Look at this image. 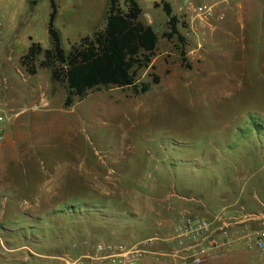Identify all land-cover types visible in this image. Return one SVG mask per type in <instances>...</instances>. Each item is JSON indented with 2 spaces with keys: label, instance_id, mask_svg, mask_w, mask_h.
I'll list each match as a JSON object with an SVG mask.
<instances>
[{
  "label": "rangeland",
  "instance_id": "obj_1",
  "mask_svg": "<svg viewBox=\"0 0 264 264\" xmlns=\"http://www.w3.org/2000/svg\"><path fill=\"white\" fill-rule=\"evenodd\" d=\"M53 1L77 5L69 41L103 28L108 0ZM134 1L138 20L157 38L146 66L132 69L135 85L149 90L97 87L72 96L69 106L64 82L39 65L41 54L33 75L19 63L27 36L50 47L48 0L1 3L0 99L15 114L5 132L15 131L18 152L0 159L11 176L0 183V264H23V257L33 264L37 256L56 264L61 255L92 254L96 242L160 236L168 230L165 208L183 211L172 197L163 202L169 193L188 199L195 213L206 209L204 217L222 208L262 209L264 0ZM160 2L187 9L175 15L180 39L164 36ZM202 5L214 7L201 22L191 7ZM52 27L67 53V28L56 20ZM243 264H264V255L250 251Z\"/></svg>",
  "mask_w": 264,
  "mask_h": 264
},
{
  "label": "trees",
  "instance_id": "obj_2",
  "mask_svg": "<svg viewBox=\"0 0 264 264\" xmlns=\"http://www.w3.org/2000/svg\"><path fill=\"white\" fill-rule=\"evenodd\" d=\"M49 4L46 30L50 47L42 49L36 43H29L19 63L26 73L33 75L32 60L41 54L39 65L49 69L53 81L65 84L64 106L71 104L72 96L82 97L86 91L97 87H130L134 95L149 90L147 83L135 85L132 69L146 66L157 38L148 25L138 20L140 9L133 0H123L122 9L118 0H108L103 28L94 31L90 37L81 38L67 53L60 48L58 35L52 27L55 10L51 0ZM160 5L168 29L164 36L176 35L180 39L169 4L160 2ZM157 6V3L153 4V7Z\"/></svg>",
  "mask_w": 264,
  "mask_h": 264
},
{
  "label": "built area",
  "instance_id": "obj_3",
  "mask_svg": "<svg viewBox=\"0 0 264 264\" xmlns=\"http://www.w3.org/2000/svg\"><path fill=\"white\" fill-rule=\"evenodd\" d=\"M228 0H220L227 2ZM213 5L192 8L193 16L205 21L211 16ZM1 94V93H0ZM44 105V103H42ZM15 115V114H14ZM0 99V143L6 125L14 117ZM170 207L171 224L160 236L137 242H96L92 254L56 257L57 264H138L146 259L163 258L166 264H207L223 254L234 241L248 252H264V210L256 213L220 211L202 216L186 210L174 213ZM162 248L158 249L157 245Z\"/></svg>",
  "mask_w": 264,
  "mask_h": 264
},
{
  "label": "crops",
  "instance_id": "obj_4",
  "mask_svg": "<svg viewBox=\"0 0 264 264\" xmlns=\"http://www.w3.org/2000/svg\"><path fill=\"white\" fill-rule=\"evenodd\" d=\"M5 1V3H3ZM22 0H20V2H21ZM52 2H53V4H54V1L53 0H51ZM134 1V0H133ZM14 2H15V0L13 1V0H0V6H1V3H3L5 6H7L9 3H11L10 4V6L12 5V4H14ZM48 2H49V0H48ZM122 2H123V0H118V3L119 4H122ZM135 2V1H134ZM150 2V1H149ZM154 2H157L156 0H151V6H153V4H154ZM136 3V2H135ZM137 4V3H136ZM211 4V3H210ZM214 4V3H213ZM138 6V5H137ZM49 8H50V4H49ZM107 8H108V6H107ZM9 10V9H8ZM14 10H15V7L13 8V13L12 14H10V18H9V21L10 22H12L14 19H15V17L14 16H16V14L14 13ZM54 10H55V13H54V18H53V21L54 20H56V21H60L61 22V25L62 26H65V28H67L66 30H64V37H65V39H66V43H67V46L68 45H72V44H74L75 42H77L78 40H80L81 38H83V37H86V36H88V35H86V36H83V37H80V38H78V39H76V40H74V39H71L70 41H69V38L67 37V36H69L71 33H72V26H73V23L75 22V21H77V19H78V10H77V5H75L72 1L71 2H63V3H61V5L59 6V5H57V4H54ZM107 10V9H106ZM170 10H171V14L172 15H176V11H183L184 13H187V9H184V7H181V6H176L175 7V10H174V8L172 7H170ZM190 10V9H189ZM105 13H106V11L104 12V14L101 16V23L103 22V25H104V16H105ZM139 17V16H138ZM87 19H88V14H87ZM53 21H52V23H53ZM86 21H88V20H86ZM100 23V22H99ZM146 25H147V23H146ZM97 27V26H96ZM55 30V29H54ZM55 32L57 33V31L55 30ZM57 35H58V33H57ZM58 39H59V35H58ZM26 42H27V46H26V49H27V47H28V45H29V43H36V44H38L36 41H34L30 36H27L26 37ZM15 44H17L16 42H15ZM59 44H60V40H59ZM39 45V44H38ZM26 49H25V51H24V53L26 52ZM24 53H22V55L24 54ZM5 131H6V128H5ZM14 136H15V131L13 132H11V134L10 135H6V132H5V134H4V139H3V141L0 143V159H5V160H7L8 159V157H9V159H13V157H14V155L15 154H17V150H15V147H13V142H14ZM9 167L6 163H0V183L2 182V181H5L6 179L7 180H9V178H11V176L9 177V176H7V173L5 174L4 172L5 171H9V169L8 168H5V167ZM48 185V184H47ZM46 195H47V192H46V190H44V192H43V197H46ZM170 197H172L173 199H170V201H173V202H175V203H177V206H179V208L180 209H183V211L184 210H186V211H188V212H191V213H193V214H196L195 213V211H199L198 210V208H196V209H193L191 206H190V204H187L186 202H187V200L188 199H185L184 197H181V196H176L174 193H169L168 194V196H167V198H163L162 200H163V202H164V200L166 201L168 198H170ZM261 206V210L260 211H262V210H264V204H261L260 205ZM202 211V212H201ZM200 212H201V214L202 215H204V214H206V213H208L207 211H206V209H204V210H201ZM260 211H258V212H260ZM198 215H200L199 213H197ZM170 219V220H169ZM166 229H168L169 228V226H170V224H171V217L169 218L168 216L166 217ZM168 223V224H167ZM144 239V238H143ZM146 239V238H145ZM142 240V239H141ZM137 241H139V240H137ZM136 241V242H137ZM160 245V244H159ZM161 246V245H160ZM230 247H232V245L230 246ZM24 248V246H18V247H16L15 249H13V250H20V249H23ZM158 249H159V247H157ZM30 254H32L31 253V250L30 249H26ZM229 251V250H228ZM228 251H226V252H228ZM257 254H263L264 255V252L263 253H258V252H256ZM36 257V256H35ZM38 257V258H37ZM36 257V259H38V260H35V259H33V264H46V262L45 263H43V262H41V260H43L44 258H46V257H44L43 258V256H37ZM250 258V252L249 253H247L243 248H242V246L241 245H237V244H235L234 246H233V248L225 255V256H223V257H221V258H218V259H216L214 262L212 261V262H208L207 264H243L244 263V261L246 260V258ZM24 259H25V257H23ZM16 259H19V257H16ZM21 259V261H22V263L23 264H25L24 262V259H22V258H20ZM35 260V261H34ZM45 260V259H44ZM57 264V263H56ZM138 264H142V263H138Z\"/></svg>",
  "mask_w": 264,
  "mask_h": 264
}]
</instances>
